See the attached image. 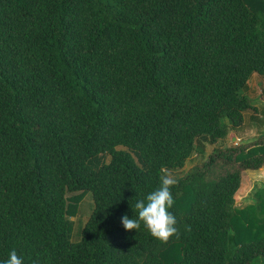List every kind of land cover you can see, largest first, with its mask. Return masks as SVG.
I'll use <instances>...</instances> for the list:
<instances>
[{
  "label": "trees",
  "instance_id": "1",
  "mask_svg": "<svg viewBox=\"0 0 264 264\" xmlns=\"http://www.w3.org/2000/svg\"><path fill=\"white\" fill-rule=\"evenodd\" d=\"M253 73L264 10L246 0H0V264L12 250L24 264H264V188L235 198L264 135L176 178L178 238L121 223L162 167L260 117ZM85 192L72 240L67 197Z\"/></svg>",
  "mask_w": 264,
  "mask_h": 264
},
{
  "label": "rangeland",
  "instance_id": "2",
  "mask_svg": "<svg viewBox=\"0 0 264 264\" xmlns=\"http://www.w3.org/2000/svg\"><path fill=\"white\" fill-rule=\"evenodd\" d=\"M246 2L251 4L254 8H261L264 10V0H246ZM244 92L255 101L254 103L257 105V111L260 117L256 119L247 114L245 124L241 127L239 132L231 130L225 138L218 140L217 144L214 145L213 143L205 142L204 148L199 149L197 147L195 153L191 159L187 161L183 169L171 171L175 178L181 176L184 171L192 165L196 164L201 166L203 161L210 155L213 148L219 147L220 149H226L230 147L232 143L234 145H249L257 140L259 138L258 136L264 135V75L253 73ZM263 150L264 145H260L250 149L249 153H258ZM103 155H107L108 157ZM243 156H245V154L240 153L238 157H234L232 162H226L224 165L226 168H235L237 167V160ZM107 158L109 159L108 154H99L90 159L89 163L92 164V162L98 159L96 163L99 165L105 162ZM260 187L264 188V164L260 168L242 170L240 187L235 195L237 203L243 204L250 201V195H254L252 193L253 188H255V191ZM67 201L70 236L72 240H77L79 238L80 227L92 210L93 201L90 193L87 192L69 195ZM141 260L142 259H137V264H142Z\"/></svg>",
  "mask_w": 264,
  "mask_h": 264
},
{
  "label": "clouds",
  "instance_id": "3",
  "mask_svg": "<svg viewBox=\"0 0 264 264\" xmlns=\"http://www.w3.org/2000/svg\"><path fill=\"white\" fill-rule=\"evenodd\" d=\"M160 173L159 186L148 193L145 198L137 199L134 205L136 217L129 218L125 214L121 217V223L125 230L131 231L139 230L140 224L143 222L155 239L167 243L173 236L179 237L177 219L169 211L175 204L171 189L178 181L173 173L165 167L160 169ZM186 227L190 231V226ZM4 264H24V260L16 250H12Z\"/></svg>",
  "mask_w": 264,
  "mask_h": 264
}]
</instances>
